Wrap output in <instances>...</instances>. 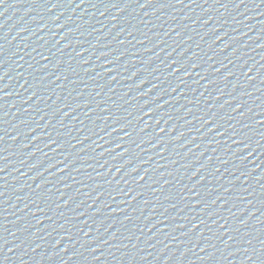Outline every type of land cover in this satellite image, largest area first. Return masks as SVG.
Here are the masks:
<instances>
[{"label": "water", "instance_id": "1", "mask_svg": "<svg viewBox=\"0 0 264 264\" xmlns=\"http://www.w3.org/2000/svg\"><path fill=\"white\" fill-rule=\"evenodd\" d=\"M0 264H264V0H0Z\"/></svg>", "mask_w": 264, "mask_h": 264}]
</instances>
